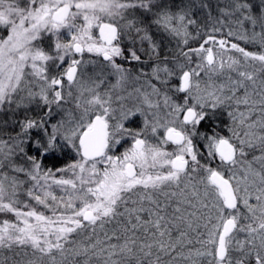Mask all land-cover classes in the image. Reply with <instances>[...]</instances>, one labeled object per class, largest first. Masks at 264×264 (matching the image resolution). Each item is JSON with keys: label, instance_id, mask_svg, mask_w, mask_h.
<instances>
[{"label": "snow or ice", "instance_id": "snow-or-ice-1", "mask_svg": "<svg viewBox=\"0 0 264 264\" xmlns=\"http://www.w3.org/2000/svg\"><path fill=\"white\" fill-rule=\"evenodd\" d=\"M0 264H264V0H0Z\"/></svg>", "mask_w": 264, "mask_h": 264}, {"label": "rangeland", "instance_id": "rangeland-1", "mask_svg": "<svg viewBox=\"0 0 264 264\" xmlns=\"http://www.w3.org/2000/svg\"><path fill=\"white\" fill-rule=\"evenodd\" d=\"M165 43H166V44H168V41H167V40H165ZM171 46H172V45H170V44H169V47H171Z\"/></svg>", "mask_w": 264, "mask_h": 264}]
</instances>
